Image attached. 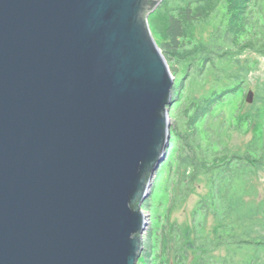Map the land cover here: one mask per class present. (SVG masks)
Returning <instances> with one entry per match:
<instances>
[{"label":"water","instance_id":"1","mask_svg":"<svg viewBox=\"0 0 264 264\" xmlns=\"http://www.w3.org/2000/svg\"><path fill=\"white\" fill-rule=\"evenodd\" d=\"M162 1L0 0V264H138L170 143Z\"/></svg>","mask_w":264,"mask_h":264},{"label":"trees","instance_id":"2","mask_svg":"<svg viewBox=\"0 0 264 264\" xmlns=\"http://www.w3.org/2000/svg\"><path fill=\"white\" fill-rule=\"evenodd\" d=\"M149 26L175 80L170 146L142 210L159 195L165 203L151 208L140 261L264 264V199H256L254 184L264 174V138L228 144L234 134L259 131L264 81L243 107L248 78L264 58V0H163ZM202 27H209L207 37L196 35ZM203 182L207 193L190 223L172 220Z\"/></svg>","mask_w":264,"mask_h":264},{"label":"rangeland","instance_id":"3","mask_svg":"<svg viewBox=\"0 0 264 264\" xmlns=\"http://www.w3.org/2000/svg\"><path fill=\"white\" fill-rule=\"evenodd\" d=\"M151 16V15H150ZM149 16V17H150ZM149 17H148V23H149ZM200 32H202V35L207 37L208 33H209V27H202L199 28L196 31V35H198ZM153 36V35H152ZM154 38V37H153ZM174 77V76H173ZM249 86L248 89L245 92V96H244V107L243 110L246 111L247 107L250 106V104H252V102L254 101V99L257 97V95L260 94L259 91V85L264 81V58H260L259 59V67L252 73L250 74L249 78ZM252 92L251 97H250V101L251 102H247V95L249 92ZM237 103H239V101H237ZM236 103V105L238 106V104ZM231 107H229L230 109ZM259 115L257 116V120L259 121V131L253 132V131H248L245 134L239 135V134H234L232 136L231 141L228 143L230 145L231 148H242L244 147V145L249 142L255 135H260L262 138H264V105H260L259 106ZM234 108H232L230 110V113H233ZM170 142V141H169ZM170 146V143H169ZM168 146V147H169ZM254 184H255V188L257 191L258 196L256 197V199H264V174H260L259 177L254 179ZM153 186V185H152ZM152 188V187H151ZM207 193V184L205 182L199 184L198 186H196L194 193L192 194V196L189 197V199L185 202V204L180 208V210L176 211L173 213L172 215V220L177 221L180 224H185L188 225L190 223V214L191 211L193 209L194 204L196 203V201L198 200V198L204 194ZM151 191H150V195L148 197V199L151 198ZM146 199L144 201V203L148 200ZM162 201V203H165V198L163 196H156L155 198H153L150 201V205L148 210L143 209V213L144 214H148L149 215V221H148V225L150 226L151 224V218L153 216V213L151 211V208L153 206H157L158 207V202ZM259 201V200H257ZM144 203H143V208H144ZM150 210V211H149ZM157 211H154V214L157 216ZM147 225V226H148ZM213 230V223L211 221H209L208 225H207V231L211 232ZM144 237L145 234H143V241H144ZM141 259H139L138 264H142Z\"/></svg>","mask_w":264,"mask_h":264},{"label":"bare ground","instance_id":"4","mask_svg":"<svg viewBox=\"0 0 264 264\" xmlns=\"http://www.w3.org/2000/svg\"><path fill=\"white\" fill-rule=\"evenodd\" d=\"M172 74V73H171ZM166 152H167V150H166Z\"/></svg>","mask_w":264,"mask_h":264}]
</instances>
